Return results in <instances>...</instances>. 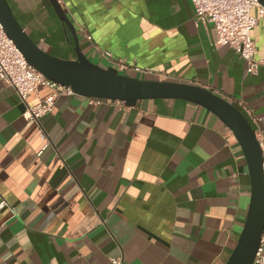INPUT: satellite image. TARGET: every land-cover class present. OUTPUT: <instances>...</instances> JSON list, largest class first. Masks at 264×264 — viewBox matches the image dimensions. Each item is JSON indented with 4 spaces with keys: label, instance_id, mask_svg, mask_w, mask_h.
I'll return each mask as SVG.
<instances>
[{
    "label": "crops",
    "instance_id": "1",
    "mask_svg": "<svg viewBox=\"0 0 264 264\" xmlns=\"http://www.w3.org/2000/svg\"><path fill=\"white\" fill-rule=\"evenodd\" d=\"M8 1L41 48L77 58L75 36L50 0ZM62 6L91 61L122 73L116 60L124 59L155 72L124 74L213 90L245 114L264 151V64L248 73L232 47L216 44L214 26L197 18L192 0ZM252 38L263 60L264 18ZM53 93L41 85L24 102L0 80V264L228 260L247 217L251 177L240 143L216 114L177 98L129 106L61 94L54 112L29 119L27 106Z\"/></svg>",
    "mask_w": 264,
    "mask_h": 264
},
{
    "label": "water",
    "instance_id": "2",
    "mask_svg": "<svg viewBox=\"0 0 264 264\" xmlns=\"http://www.w3.org/2000/svg\"><path fill=\"white\" fill-rule=\"evenodd\" d=\"M76 39V59H63L41 48L18 20L8 0H0V22L30 64L47 78L70 86L88 98L118 100L135 106L141 100L177 98L202 105L216 114L240 143L251 177V200L236 245L224 264H253L264 231V156L261 142L245 114L225 97L201 85L172 80L139 78L108 70L81 51L73 23L57 0H50ZM264 5V0H259Z\"/></svg>",
    "mask_w": 264,
    "mask_h": 264
},
{
    "label": "built area",
    "instance_id": "3",
    "mask_svg": "<svg viewBox=\"0 0 264 264\" xmlns=\"http://www.w3.org/2000/svg\"><path fill=\"white\" fill-rule=\"evenodd\" d=\"M63 3V0H57ZM196 16L203 23H211L216 31V44L232 47L247 62V72L257 74L264 59H256V45L252 38V31L261 18H264V5L259 0H192ZM254 9L257 13H254ZM92 39V36H88ZM108 58L114 59L111 52H105ZM120 72L134 69L142 74H154L148 67L130 65L127 60H116ZM0 80L11 84L21 100L27 102L28 95L36 91L39 86L46 85L54 90V93L39 103L27 106L29 119L40 122L47 113L55 111V101L61 94H75L70 86H64L47 78L35 66L30 64L21 50L11 39L0 22ZM92 102L100 103L103 99L90 98ZM40 126V135L43 139L47 134ZM47 146V144H46ZM264 156V152H263ZM264 167V162H263ZM5 202L0 204V207ZM111 264H122L120 257L113 258ZM253 264H264V231L260 246Z\"/></svg>",
    "mask_w": 264,
    "mask_h": 264
},
{
    "label": "rangeland",
    "instance_id": "4",
    "mask_svg": "<svg viewBox=\"0 0 264 264\" xmlns=\"http://www.w3.org/2000/svg\"><path fill=\"white\" fill-rule=\"evenodd\" d=\"M101 66L108 69V70H112V71H116L112 66H108V65H105L103 63H101ZM132 76H136L137 74L136 73H132L131 74Z\"/></svg>",
    "mask_w": 264,
    "mask_h": 264
}]
</instances>
